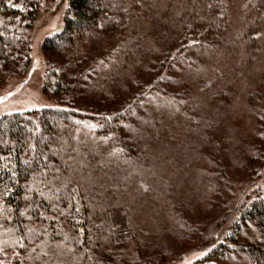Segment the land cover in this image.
<instances>
[{
    "label": "trees",
    "instance_id": "16d2710c",
    "mask_svg": "<svg viewBox=\"0 0 264 264\" xmlns=\"http://www.w3.org/2000/svg\"><path fill=\"white\" fill-rule=\"evenodd\" d=\"M26 17L0 0V80L26 67ZM115 35L124 39L107 56L109 65L88 72L105 37ZM153 39L164 45L148 49ZM43 49L54 59L44 88L59 102L0 117V264H91V254L105 250L100 238L114 240L102 199L112 198V208L144 207L152 217L164 209L177 222L175 210L188 197L170 189L176 178L195 197L201 194L202 174L193 167L210 136L194 126L204 119L186 113L195 104L214 119L245 107L246 82L233 108L220 109L197 92L199 84L220 86L222 60H234L263 90L264 0H69L62 29L45 39ZM159 54L160 62L150 65ZM243 80L231 72L226 88ZM78 87L88 91L89 110L73 105ZM189 93L190 102H179ZM247 100L254 106L244 110L253 115L258 145L249 160L264 165V94L255 91ZM254 189L222 239L194 264L234 256L243 264H264V183Z\"/></svg>",
    "mask_w": 264,
    "mask_h": 264
},
{
    "label": "rangeland",
    "instance_id": "374dc122",
    "mask_svg": "<svg viewBox=\"0 0 264 264\" xmlns=\"http://www.w3.org/2000/svg\"><path fill=\"white\" fill-rule=\"evenodd\" d=\"M6 1L14 8L23 11L27 15L26 21L30 22L31 26L27 36L26 67L11 78L0 80V117L10 113L52 107L59 102L57 97L44 88L47 66L54 59L43 49V45L47 37L62 29L69 3V0H39L38 4H31L29 0ZM244 3L241 4L242 7L246 6ZM234 16H231V19ZM105 38L107 40L100 44L98 51L92 56L93 61L88 72L107 67L109 65L107 56L117 53L124 39L120 35ZM160 43L153 39L147 47L155 49ZM165 47L162 52L165 51ZM160 54L153 58L155 62L150 61V65H157L160 62L159 59L162 57ZM225 62L222 60L223 70L216 73L220 86L216 83L209 84L208 87L199 84L197 92L208 94L211 97V104L217 105L220 109L233 108L234 98L244 93L245 107L242 106L243 109L240 108L237 113L223 110L219 116L215 117L216 119L207 115L208 118L203 116V110L198 111L195 104L192 106L193 112L186 113L198 120L204 119L203 124L200 120V124L194 122V126L199 125L204 129V134L210 136V140L204 143L201 151H198V160L193 167L198 172V176L199 173L202 174L201 194L195 197L192 188L188 187L181 177L176 178L177 181L170 186V189H173L177 195H183L186 192L188 197L178 206V210H175L177 222H170L167 216L171 217V214L164 209L159 211L158 216L152 217V211L144 207L135 210L132 206L130 208L127 204L123 206V203H120L112 208L114 204L112 198L102 199L104 202L102 207L111 211L106 220L114 240L111 244L110 241L107 242V238H100L102 241L105 240V250L98 252L96 250L97 253L91 254L92 258L94 257L91 264H122L121 260L126 261V264H194L219 239H222L238 205L255 190L254 188L264 183V165L261 161L256 160L251 163L249 160L258 145L255 140L257 131H252V125L250 126L253 115H247L254 107L248 102L247 96L259 90L264 94V88L261 90L259 85H254V81L251 83L233 62ZM230 71L244 79L238 82V88L236 85L226 88V84L230 81ZM86 76L84 83L89 84L88 81L92 77L88 73ZM245 82L250 85L249 87L246 85L247 91L241 93L240 88ZM77 92L79 93L75 96L73 105L89 110L85 106L87 96L89 97L88 91L78 87ZM191 95L192 93L179 95L178 100L181 103L190 102ZM182 112L185 113V111ZM243 144H246V150L241 152ZM127 164L132 165L131 162ZM3 196L4 193L0 191V215L3 211ZM168 221L169 224L166 223ZM108 238L111 239V237ZM63 259L67 257L64 256ZM68 261H70L69 257ZM243 263L242 259L238 260L234 256L232 259L220 260L212 264Z\"/></svg>",
    "mask_w": 264,
    "mask_h": 264
}]
</instances>
